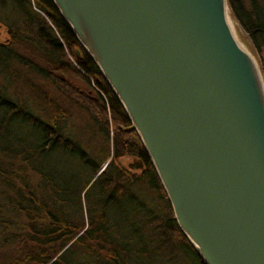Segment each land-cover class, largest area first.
I'll return each mask as SVG.
<instances>
[{
    "label": "trees",
    "instance_id": "16d2710c",
    "mask_svg": "<svg viewBox=\"0 0 264 264\" xmlns=\"http://www.w3.org/2000/svg\"><path fill=\"white\" fill-rule=\"evenodd\" d=\"M1 1L13 17L0 21V264H205L123 107L52 0ZM227 7L264 82V0ZM69 104L99 128L100 150L85 147ZM8 121L26 130H1ZM127 157L142 163L139 173L121 163ZM124 206L137 226L118 227Z\"/></svg>",
    "mask_w": 264,
    "mask_h": 264
},
{
    "label": "water",
    "instance_id": "95a60500",
    "mask_svg": "<svg viewBox=\"0 0 264 264\" xmlns=\"http://www.w3.org/2000/svg\"><path fill=\"white\" fill-rule=\"evenodd\" d=\"M52 2L123 107L202 261L264 264V82L227 0Z\"/></svg>",
    "mask_w": 264,
    "mask_h": 264
},
{
    "label": "rangeland",
    "instance_id": "374dc122",
    "mask_svg": "<svg viewBox=\"0 0 264 264\" xmlns=\"http://www.w3.org/2000/svg\"><path fill=\"white\" fill-rule=\"evenodd\" d=\"M12 14L10 11L9 6L5 3L2 2L0 0V21H10L12 20ZM238 36L240 38V40L243 42V44L252 52H255V49L253 47V45L251 44L250 40L244 35V33L236 28ZM1 31V30H0ZM242 44V45H243ZM78 83V82H76ZM81 87H83L82 85H79ZM66 108L68 109V112L71 113L73 115V118L75 119V124L77 126L78 130H85L83 131V141L84 144L86 145L85 147H87V149H94V150H100L102 147L105 146V143H103V140L99 137V135H95L97 132V130H99V128L97 126H95L92 118L90 117L89 114H87L84 111H81L77 106H73V105H65ZM2 115H4V112H0V121L3 120ZM1 130H26L24 128H20L19 126H16V124L13 121H8V124H6L5 122H3L2 128ZM110 160V158L102 164V167ZM136 162V160H132L131 158H125L121 161V163L125 166V165H129L130 163ZM68 166V164L66 163V167L64 169V171H66V174H71L72 169ZM140 170H137L136 172H138ZM139 173V172H138ZM92 182L89 184V186L86 188L85 191L89 190V194L94 193L96 191V186L93 185L91 187ZM143 188V186L141 187ZM138 192V191H137ZM138 197L140 199V201H144V197L142 195H140V193L138 194ZM82 202H83V198H82ZM114 219L118 225V227L120 229H124L127 228L128 225H130L131 223L133 225L137 226V220L136 218L132 219V214H131V209L128 206H124L123 208H118L117 211H115L114 213ZM84 223L86 224V216H84Z\"/></svg>",
    "mask_w": 264,
    "mask_h": 264
},
{
    "label": "bare ground",
    "instance_id": "6f19581e",
    "mask_svg": "<svg viewBox=\"0 0 264 264\" xmlns=\"http://www.w3.org/2000/svg\"><path fill=\"white\" fill-rule=\"evenodd\" d=\"M229 24H230V26H231V29H232L233 34L235 35V31H234V27H233L232 23L229 22Z\"/></svg>",
    "mask_w": 264,
    "mask_h": 264
},
{
    "label": "flooded vegetation",
    "instance_id": "af4514ba",
    "mask_svg": "<svg viewBox=\"0 0 264 264\" xmlns=\"http://www.w3.org/2000/svg\"><path fill=\"white\" fill-rule=\"evenodd\" d=\"M140 162V161H139ZM133 163H135L134 161H133ZM133 163H130L129 165H132ZM141 170V169H140ZM133 171H137V170H133Z\"/></svg>",
    "mask_w": 264,
    "mask_h": 264
}]
</instances>
